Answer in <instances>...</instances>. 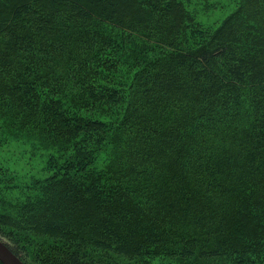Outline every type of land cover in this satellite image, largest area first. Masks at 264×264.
<instances>
[{
	"label": "trees",
	"instance_id": "obj_1",
	"mask_svg": "<svg viewBox=\"0 0 264 264\" xmlns=\"http://www.w3.org/2000/svg\"><path fill=\"white\" fill-rule=\"evenodd\" d=\"M231 3L0 0V148L49 152L0 165L23 264H264V0Z\"/></svg>",
	"mask_w": 264,
	"mask_h": 264
},
{
	"label": "rangeland",
	"instance_id": "obj_2",
	"mask_svg": "<svg viewBox=\"0 0 264 264\" xmlns=\"http://www.w3.org/2000/svg\"><path fill=\"white\" fill-rule=\"evenodd\" d=\"M231 1L233 0H211L213 4L207 8H205V4H203L202 7L195 5V9L199 11L198 14H196V20L201 26L213 27L218 25L226 15L231 12L233 7ZM5 139V146L0 148L1 166L18 175L28 174L29 177L33 176V178L43 176L48 159V151L41 148H35V145H33L34 141L32 142L31 139L27 140L25 136H14L7 133ZM100 157L102 156L98 155V158ZM102 163L103 160L98 159L93 163V167L100 169ZM52 241V239H42L41 242H38L34 247H31L32 261L36 262L38 260L37 257L34 256L35 251L39 250L37 246L41 244V247L45 248L46 246H49ZM40 255H38V257ZM43 255L42 258L46 259V255Z\"/></svg>",
	"mask_w": 264,
	"mask_h": 264
},
{
	"label": "water",
	"instance_id": "obj_3",
	"mask_svg": "<svg viewBox=\"0 0 264 264\" xmlns=\"http://www.w3.org/2000/svg\"><path fill=\"white\" fill-rule=\"evenodd\" d=\"M0 262L2 264H23L0 240Z\"/></svg>",
	"mask_w": 264,
	"mask_h": 264
}]
</instances>
